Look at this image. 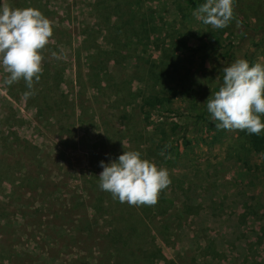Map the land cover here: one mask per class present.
Returning a JSON list of instances; mask_svg holds the SVG:
<instances>
[{
  "label": "rangeland",
  "instance_id": "1",
  "mask_svg": "<svg viewBox=\"0 0 264 264\" xmlns=\"http://www.w3.org/2000/svg\"><path fill=\"white\" fill-rule=\"evenodd\" d=\"M4 1L0 0V3ZM64 1H56V9L50 12L49 20L53 25L54 17L66 18L65 23L69 28L74 29L81 21L78 2L66 0L69 4L66 5L70 7L69 14H66L63 11ZM233 11L238 18L235 19L229 41H226L222 48L211 53L204 62H200L196 54H191L187 47L197 46L200 41H208L212 35L223 39L228 30L214 29L204 25L195 18L193 12L179 16L171 11V17L167 22L169 26L164 31L172 32L173 38L177 41L180 37L178 42L183 43V46L174 49L171 45H167L165 39L157 50L150 48L141 54L138 51L140 47L132 45V49L135 48L138 56L143 60L137 67L132 65L134 60L125 64L127 69L124 76L127 80H132L128 88L131 85L133 89L147 91L146 85H149V82L145 74L146 70L157 71L159 68L163 73L162 87L170 88V90L165 89L167 93L164 94L170 98V105L161 109L150 106L146 127L142 125L143 122L134 126V122L128 121L127 118L126 124L119 126V119L115 117L117 113L113 114V109H108V120L115 132L125 129L127 136L115 146L117 153L119 152L118 156L124 151H136L140 137L145 136L143 133L147 131L149 136L155 127L159 129L162 126V122L172 119L185 125V139L188 146L178 147L174 151L176 158L172 160V166L167 170L174 186L187 187L186 196L182 197L175 190L173 196L168 197L174 208L178 202L187 200L194 204L197 210L188 217L177 235L168 238V243L158 244L162 255L171 260L172 264H264V153L254 152L250 148L246 130L218 129L215 127L217 121L211 119L208 111L204 117H201L202 110L199 103L196 110L189 106L186 109L184 104L180 103L178 96V90L182 86H187L182 75L197 78L205 85L204 87L210 89L223 67L229 66L237 59L249 60L250 66L256 63L264 65V0H233ZM171 28L172 30L169 31ZM161 37H164V34ZM114 42L115 40L111 38L110 43ZM160 50L166 51V54L160 53ZM111 52L115 54L112 49ZM45 53L46 55L43 56L46 57L45 61H52L53 55L50 50ZM118 53L124 54V52ZM70 54L62 48L57 58L58 67L62 68L64 80L70 83L69 85L74 74ZM148 58L155 63H151ZM0 67V178L3 180L0 202L5 204L4 208L7 211H10L11 215L7 219L11 217L9 222L13 223L11 229L3 228L0 237L12 236L13 249L17 257H25L29 260L24 264L26 262L27 264H95L100 259V250L96 249V252L91 254L85 248L82 249L80 244L77 245L76 241L66 237L64 232H59L57 236L53 235L50 224L48 227L51 233L48 236H45V230L36 226L21 227L19 223L15 224L13 219L17 209L25 210L20 204H29L26 200L29 195H23L18 203L17 193L9 199L4 196L5 191L2 188L12 186L11 183L17 186L14 183L15 176L13 178L5 176V171L11 169V166L20 170V172L16 171L18 178L31 171L33 164L25 157L35 152V159L43 163L37 171L47 174L51 170L52 175L60 178L63 184L68 185V188L78 184L86 191L101 189L99 175L103 170L100 162L108 164L113 161L108 156L109 145L105 147V129L108 127H101L100 142L94 143L93 130L82 125L76 126L75 147L56 146L59 140L56 139L53 142L50 139L51 130L40 120L35 121L25 102L12 90V85H4L3 82L9 74L4 71L2 65ZM120 75L118 68L110 74L113 80L116 79L113 81L115 83ZM16 83L14 82L13 85L17 88ZM152 89L156 95L160 91L157 86ZM75 91L76 89L73 92ZM96 96L95 99L89 97L88 102L89 104L91 101L94 109L102 101L98 95ZM138 103L139 100H136V104ZM170 109L177 113L171 112ZM206 115L210 126L209 131L204 133L207 127L202 119ZM261 122L264 123V115L261 116ZM261 133H264V130ZM173 140L175 137L170 138L168 143ZM144 147H149L151 154L153 148L149 146V141ZM167 148H175V143L170 142ZM139 152H142L141 149ZM19 154L26 166H21L20 163L15 164ZM71 169L74 174L71 173ZM63 191L64 188H61L60 192ZM12 200L14 203H11ZM30 217V215L27 216L28 219H31ZM14 240L18 243L14 244ZM3 243L5 247H1L0 257L8 256V261L0 264H14L9 244L7 245L6 241Z\"/></svg>",
  "mask_w": 264,
  "mask_h": 264
},
{
  "label": "trees",
  "instance_id": "2",
  "mask_svg": "<svg viewBox=\"0 0 264 264\" xmlns=\"http://www.w3.org/2000/svg\"><path fill=\"white\" fill-rule=\"evenodd\" d=\"M56 1L58 0H5L4 4H8L11 8L38 9L44 17L49 19L50 12L56 9ZM60 2L64 4L63 1ZM64 2L65 6L69 5L66 0ZM77 2L81 21L74 29L69 28L65 23L66 18L54 17L52 19L54 21L53 34H56L50 37L49 43L41 50V54L45 56V52L50 50L53 59L45 61L46 57H44L41 78L38 83L34 80L31 90L35 92V95L27 100L24 99V92L30 90L23 78L17 81V88L12 84V90L18 98L25 102L24 104L32 112L35 121L40 120L51 130L50 139L53 142L56 139L59 140L56 146L74 148L76 126L82 125L93 130L94 143L100 142L101 127H108L105 129V147L109 145L108 156L116 161L119 152L117 153L115 146L127 136L125 129L115 132L108 120V109H113V114L117 113L115 117L119 119V126L126 124L127 118L128 121L134 122V126L143 122L142 125L146 127L150 106L161 109L171 103L170 98L164 95L167 93L165 89L170 90V88L162 87L163 73L159 68L157 71L146 70L149 85H146L147 91H142L138 88L133 89L131 85L128 88L132 80L124 78L127 69L125 64L134 60L132 65L137 67L138 63L143 60L138 56V51L143 54L150 48L157 50L165 39L167 45H171L174 49L182 47L183 43L178 42L180 37L177 41L173 38L172 32L165 33L167 31H164L169 26L167 22L171 17L170 12L174 11L179 16H185L194 12L206 0H77ZM65 6L63 11L69 14L70 7ZM236 18L238 17L233 11V18L225 27L228 30L227 35L223 39L212 35L208 41H200L197 46L187 47V50L191 54H196L200 62H204L211 53L222 48L223 44L229 41ZM163 34L164 37H161ZM111 38L115 40L114 43H110ZM132 45L140 48L137 51L135 48L132 49ZM62 48L71 53L70 58L74 68L71 85L64 80V72L60 66L58 67V53ZM111 49L115 51V54L111 52ZM118 52H124V54L119 55ZM161 52L166 54L164 50H160ZM149 60L155 63L152 59ZM117 68L121 75L115 83L113 81L116 79L113 80L110 74ZM182 76L187 86H182L178 90L180 103L184 104L186 109L189 106L195 110L199 103L202 110L201 117H204L207 112L208 98L212 93L217 92L223 83L222 71L218 73L210 89L204 87L205 85L197 78ZM156 86L160 88L157 95L152 92V87ZM75 89L76 91L73 92ZM96 95L102 101L94 109L91 101V105L88 102L90 98L95 99ZM136 100H139V105L136 104ZM170 110L176 112L173 109ZM207 115L202 119L207 127L204 133L209 131L210 126ZM130 116L131 118L133 116V120ZM86 121H88L87 124ZM185 132V125L178 121L171 119L165 123L162 122V126L159 129L155 127L149 136L147 131L143 133L145 136L140 137L136 151L141 149V156H145H142V159L155 163L158 168L168 169L172 166V160L176 158L174 151L178 147L188 146ZM173 137L175 140L169 143L174 142L175 148L168 149V140ZM148 141L149 146L153 148L151 154L150 148L144 147ZM247 143L254 152L264 153V133L247 134ZM53 149L56 151L55 147ZM161 152L164 153L163 156ZM21 153L23 154V149ZM35 157V152L25 157L33 165L31 171L24 173L25 175L20 178L17 177L20 170L15 167L11 166V169L5 171L6 177H16L14 183L17 186L11 183L12 186L2 188L5 191L4 196L11 199L17 193V201L20 203L19 200L23 195H29L26 199L29 204H20L26 212L17 209L13 219L15 224L19 223L21 227L36 226L46 231L45 236L51 233L48 227L50 224L53 228V235L57 236L59 232H64L66 237L76 241L77 245L80 244L82 249L85 248L91 254L96 252V249L100 250V259L95 264L173 263L162 255L158 244L168 243V238L177 235L178 231L183 228L184 222L197 210V207L187 200L178 202L175 208L169 202L168 196H173L175 190L185 197L187 187L174 186L170 178L171 184L161 191L155 205H129L113 199L111 193L99 188L86 191L78 184L68 188V185L63 184L60 178L52 175L51 170L47 174L37 171L43 163L37 161ZM18 163L26 166L25 161L21 159V154L18 155L15 164ZM71 173L74 174L72 169ZM2 182L0 178V189ZM61 188H64L63 192H60ZM53 189L55 191H51ZM11 203H14V200ZM4 207L5 204L0 202V229H2L0 232L3 228L11 229L13 226V223L9 222L11 217L7 219L11 213ZM28 215L31 219L27 218ZM5 241L10 246L12 263L29 262L28 258L17 257L11 235L0 237V249L5 247L3 243ZM17 243L15 241L14 244ZM7 258L8 256L0 257V263L8 261Z\"/></svg>",
  "mask_w": 264,
  "mask_h": 264
},
{
  "label": "clouds",
  "instance_id": "3",
  "mask_svg": "<svg viewBox=\"0 0 264 264\" xmlns=\"http://www.w3.org/2000/svg\"><path fill=\"white\" fill-rule=\"evenodd\" d=\"M193 15L204 25L223 29L233 18V0H206ZM52 35L51 21L38 9L0 3V65L9 74L3 83L12 85L23 78L30 90L24 92L25 100L35 95L31 91L34 80L38 83L43 71L41 50ZM222 73V85L206 102L211 119L217 121L215 127L259 135L264 130V65L250 66L247 60L237 59L223 67ZM100 167L101 190L129 205L153 206L171 184L168 170L142 159L139 151H124L116 161H101Z\"/></svg>",
  "mask_w": 264,
  "mask_h": 264
}]
</instances>
